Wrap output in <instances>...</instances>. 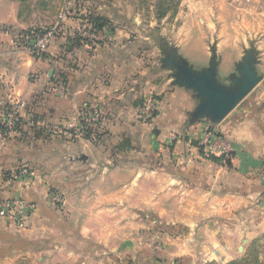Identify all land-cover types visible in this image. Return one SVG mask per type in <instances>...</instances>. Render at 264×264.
Listing matches in <instances>:
<instances>
[{
    "label": "crops",
    "instance_id": "crops-1",
    "mask_svg": "<svg viewBox=\"0 0 264 264\" xmlns=\"http://www.w3.org/2000/svg\"><path fill=\"white\" fill-rule=\"evenodd\" d=\"M64 1L0 0V101L24 104L18 131L0 135V199L36 205L25 224L0 216V264H176L178 257H192L190 264H251L253 254L256 264H264V0H180L176 20H182L168 38L185 58L182 49L195 44L208 61V47L216 43L222 81L235 71L245 48L254 44L259 51L262 80L214 130L234 143L230 164L206 158L193 143L208 130L203 120L190 123L197 99L165 80V71L145 50L154 38L144 31L160 28L165 35L171 12L160 17L158 6L141 0H82L108 21L111 42L93 50L58 40L38 59L21 36L46 28L43 23H57ZM41 12L50 19L32 16ZM226 46L242 48L229 57L223 53ZM150 98L156 100V116L145 122L139 114ZM93 108L103 119L91 138L54 137L52 150L33 151L28 176L6 182L3 174L27 160L25 137L41 126L81 120ZM146 128L155 130L148 140L141 132L132 136L145 150L113 148L111 142ZM49 156L56 163L34 169V162ZM125 156L147 157V162H129ZM163 156L173 165L166 171L156 167ZM50 184L63 197L58 205L51 200ZM129 207L147 209L167 223L179 221L192 234L173 245L165 236L136 234L125 225L134 221ZM209 222L215 225L203 230L202 223ZM206 232L211 247L190 243V237ZM157 240L164 242L158 252L151 248Z\"/></svg>",
    "mask_w": 264,
    "mask_h": 264
},
{
    "label": "rangeland",
    "instance_id": "rangeland-1",
    "mask_svg": "<svg viewBox=\"0 0 264 264\" xmlns=\"http://www.w3.org/2000/svg\"><path fill=\"white\" fill-rule=\"evenodd\" d=\"M31 1V4L32 5H37V2H39V0H30ZM135 2H137L136 0H134ZM140 1V0H139ZM154 0H141L140 3L142 4H145L147 7H148V3L152 6V5H156L157 6V3L158 1H154ZM181 2V1H180ZM180 2H179V5L177 7V9H173L171 10V14H172V17L171 19H169L167 21V23H169L170 25H167V30L164 31L165 35H162L161 34V29L160 28H155L153 31L152 30H145L144 31V34H147V35H150L152 38H154V42L149 44V46H146L145 47V50H150L151 51V54L155 60V65H156V68L159 70V71H163L164 69H162L161 65H160V58H161V50H160V44H161V39L162 37L164 36L165 38H170L173 33H176L177 32V28L179 26V23L180 21L182 20L179 19V20H176V17L178 16L177 15V11H178V8L180 6ZM32 5L30 6V8H28L30 10V12H32ZM39 8V7H38ZM154 10V8H153ZM158 11V10H157ZM42 13V12H41ZM37 14V15H32L35 19H42L43 21H46L48 19H50V16L49 14L47 13H42V14ZM157 13V12H156ZM155 13V14H156ZM154 14V15H155ZM31 15V13L29 14V16ZM186 15V14H185ZM146 19L147 18H150V14H147L144 16ZM194 19H196L194 17ZM46 23V22H45ZM50 23V22H49ZM69 23H74L76 24V21H70ZM72 24V25H74ZM43 25H47V26H44V27H50L51 25H49L48 23L47 24H44ZM58 41V40H57ZM168 41L171 43V44H175L173 43L174 41L173 40H169ZM56 42V41H55ZM51 47V46H50ZM99 48V46L97 48H94L93 50H97ZM180 48V47H179ZM210 49V46L208 47ZM242 47H232V46H226V47H223V53L227 55L228 53V56L229 57H232L233 55V52L237 49H241ZM244 48V47H243ZM50 49V48H49ZM48 49V51H49ZM234 50V51H233ZM182 53H184L187 58L193 62L195 64L196 67H202L203 65H205L208 61V57L206 55H203L202 52L198 49V47H196L195 44L193 45H189V48L187 47V49H182ZM164 78L165 80H170L172 79L170 77V72L168 70H164ZM224 74V67H222L221 69V76H223ZM223 81L226 83V84H229V81L227 79H224V76H223ZM146 104L150 105L151 108H153L151 114H152V118H147L144 114H139L140 115V118H142L143 121L145 122H149L150 120H154L155 116H156V111H157V103H156V100H154V98H150L148 99L147 101H143V104H142V108H143V111L145 112L146 110L144 108H146ZM88 111V110H87ZM102 113V111H101ZM83 115V113H82ZM81 115V116H82ZM136 117V116H135ZM103 119V113H102V117H101V121ZM82 120L78 119L77 120H71L69 119L67 122H63V123H55L53 125H49L47 127H43L42 126L39 128H36V130L33 131L36 132L37 134L33 135V136H30V137H25L24 138V145L26 147V149H29L30 152H27L28 154L25 155L26 157V161L24 163V166H26L27 168L31 169L30 166L32 167V165H29V163H32L33 161V157H34V154L33 151H41V150H52V144H53V139L54 137H59V136H65L68 138V140L70 141H73L75 139H81V138H72L70 135H69V132H70V129L73 127H79L80 124H82L81 122ZM204 121V124H206V128L207 129H210V130H215L216 128V124H213L211 123L210 121L208 120H203ZM98 126V125H97ZM96 126V127H97ZM95 127V128H96ZM94 128V129H95ZM141 132L142 135H147V140H148V136H151V135H154L153 133L155 132V130H151L150 128H146L142 131L136 129L135 131H132L131 130V133L129 136H125V137H121L119 139L118 142H111V144H114L113 145V148H118V149H121L122 151H133V150H136V151H140V150H145V149H142L140 147H142L143 145V142H141L138 146L133 142V139H132V136L134 134H137ZM39 134V137H35ZM153 137V136H152ZM85 138V137H84ZM87 138V137H86ZM198 140H193V143L194 144H198L197 143ZM140 146V147H139ZM24 147V148H25ZM167 148V147H166ZM164 149L165 151H167V149ZM169 151H172L174 147L170 146L168 147ZM32 150V151H31ZM32 154V155H31ZM126 160H128L129 162H138V164H141V163H146L147 161V157H136V156H125ZM162 158V159H161ZM160 158V162H161V166L160 165H156L157 168H160V170L162 171H166L168 170L170 167H173L172 163L169 162L168 159H164L165 157H161ZM69 160V158L67 159ZM71 160H74L76 162V160H79V159H75V158H71ZM38 161V160H37ZM149 161V164H150V159H148ZM159 162V163H160ZM45 163H48L49 166L45 165ZM50 163V164H49ZM53 163H56L55 159H53L52 157H48L43 161L41 162H34L33 163V167L34 169L35 168H47V167H51V165H53ZM65 165H68V162H65ZM164 190H160V192H163ZM49 193H50V196H51V200L56 203L57 205L62 202L63 200V197L62 195L60 194V191L57 190V187H53L51 186L50 184V190H49ZM142 193V191H141ZM179 193H174V196H178ZM142 208V207H141ZM161 208H165V207H161ZM168 208V207H167ZM176 208V207H174ZM170 209V207H169ZM129 210L130 211H126L127 213H132L133 217H134V221L132 222H129V220L126 221L125 225L126 226H129V227H132V232H133V229L136 228V234L139 232H142L143 234L145 235H148L149 236H153V235H159V236H165L166 238H168V243H171L170 245H173L175 242H174V239L175 240H182L184 238H186V236H189L191 235V230L189 227L181 224L179 221H174V222H170V223H167V222H164L163 220H160L158 218V215H157V219H154L153 217V214L155 213H152L150 214V212H148V210H143L141 212L139 211H136V208L134 207H129ZM171 212L174 214V215H178V211L176 209H173L171 210ZM177 212V213H176ZM148 215V216H147ZM150 215V216H149ZM215 225L213 222H209V223H202V227H203V230L205 229L204 227L206 228H209L211 226ZM215 228V227H214ZM217 229V228H216ZM210 231H212V229L210 228ZM200 237L199 238H196V237H190V240L191 241L190 243L194 246H197L199 249L202 248L204 249L205 247L209 246L211 247L212 245V239L211 237H208L207 236V232L203 235H199ZM156 239V238H155ZM188 239V238H187ZM215 241H218V238L215 237L214 239ZM155 242V247H151L152 249L157 250V248L161 245L160 243L164 244V242L162 241H153ZM180 242V241H179ZM255 244V243H254ZM218 246V248H223V246H221V244H216ZM256 249V248H255ZM127 256V255H126ZM130 257V258H129ZM133 257V256H132ZM131 256H127V258H129L130 260H128L130 263L131 262H136L132 259ZM126 260V261H127ZM159 259L156 260V263H159ZM174 262L176 264H190L192 262V257H178L174 260ZM207 264H210V263H207ZM227 264H250L249 262H245V261H238V260H235V261H232V262H229ZM251 264H256V256L255 254L252 255V260H251Z\"/></svg>",
    "mask_w": 264,
    "mask_h": 264
},
{
    "label": "built area",
    "instance_id": "built-area-1",
    "mask_svg": "<svg viewBox=\"0 0 264 264\" xmlns=\"http://www.w3.org/2000/svg\"><path fill=\"white\" fill-rule=\"evenodd\" d=\"M93 10L82 0H65L58 14L57 23L43 29H34L23 33L21 41L23 46L38 59H42L48 53L50 46L57 40L94 49L98 46L108 45L113 39L107 26L98 28L92 19ZM76 21L75 25L69 23ZM23 102L5 103L0 101V135H12L18 131L21 124V108ZM143 114L152 118L150 105L146 104ZM102 113L100 109L93 108L82 116V124L71 128L69 135L72 138H86L94 128L101 123ZM198 147L206 158L211 156L221 157L224 162L231 159L235 146L228 137L218 135L216 131L206 130L198 140ZM30 169L23 166L8 174V183L28 176ZM36 205L24 199H0V216L11 217L21 224L32 216Z\"/></svg>",
    "mask_w": 264,
    "mask_h": 264
},
{
    "label": "water",
    "instance_id": "water-1",
    "mask_svg": "<svg viewBox=\"0 0 264 264\" xmlns=\"http://www.w3.org/2000/svg\"><path fill=\"white\" fill-rule=\"evenodd\" d=\"M160 50V65L170 72L172 85L191 90L198 101L190 113L191 124L204 119L213 124L220 123L263 78L257 68L259 51L254 44L245 48L236 62L235 71L228 76L229 84L218 76L220 56L216 43L210 46L208 64L199 68L179 52L177 45L164 37Z\"/></svg>",
    "mask_w": 264,
    "mask_h": 264
},
{
    "label": "trees",
    "instance_id": "trees-1",
    "mask_svg": "<svg viewBox=\"0 0 264 264\" xmlns=\"http://www.w3.org/2000/svg\"><path fill=\"white\" fill-rule=\"evenodd\" d=\"M157 1H158L157 6H158V13H159L158 16H160V17L165 16L166 14H168V12H170L173 9H177L179 2H180V0H157ZM92 19L98 28L104 27L108 24L107 20L100 17L98 14H95V12L92 15ZM84 113L82 116H84ZM94 132H95V130H92L89 133V135H87V138H91V136ZM210 159H212L213 161H222L223 160L221 157H217V156H211ZM228 164H230L229 161H228Z\"/></svg>",
    "mask_w": 264,
    "mask_h": 264
}]
</instances>
